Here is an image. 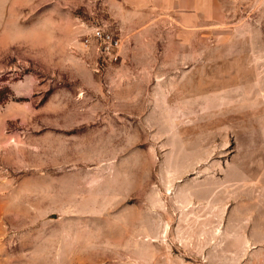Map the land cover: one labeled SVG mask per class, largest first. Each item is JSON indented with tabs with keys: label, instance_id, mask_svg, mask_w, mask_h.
<instances>
[{
	"label": "rangeland",
	"instance_id": "rangeland-1",
	"mask_svg": "<svg viewBox=\"0 0 264 264\" xmlns=\"http://www.w3.org/2000/svg\"><path fill=\"white\" fill-rule=\"evenodd\" d=\"M216 4L0 0V264H264V0Z\"/></svg>",
	"mask_w": 264,
	"mask_h": 264
},
{
	"label": "crops",
	"instance_id": "crops-1",
	"mask_svg": "<svg viewBox=\"0 0 264 264\" xmlns=\"http://www.w3.org/2000/svg\"><path fill=\"white\" fill-rule=\"evenodd\" d=\"M144 13H151L155 17V24L159 17H163L172 35L197 34L208 27L217 13V0H118ZM223 10V9H222ZM190 42L181 40L180 43Z\"/></svg>",
	"mask_w": 264,
	"mask_h": 264
},
{
	"label": "built area",
	"instance_id": "built-area-1",
	"mask_svg": "<svg viewBox=\"0 0 264 264\" xmlns=\"http://www.w3.org/2000/svg\"><path fill=\"white\" fill-rule=\"evenodd\" d=\"M83 41L92 48L97 66L119 58L121 39L104 23L92 25L90 33Z\"/></svg>",
	"mask_w": 264,
	"mask_h": 264
}]
</instances>
